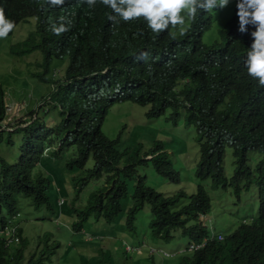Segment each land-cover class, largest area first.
<instances>
[{"label":"trees","instance_id":"16d2710c","mask_svg":"<svg viewBox=\"0 0 264 264\" xmlns=\"http://www.w3.org/2000/svg\"><path fill=\"white\" fill-rule=\"evenodd\" d=\"M0 12L14 21V27L28 24L31 17L40 19L37 5L28 0H0ZM111 14L102 0L92 6L74 1L73 16L37 21L27 40L12 51L21 56L40 54L36 66L42 73L34 75L52 92L49 103H44L47 107L31 111L29 121L11 125V131L0 130V228L14 214L11 204L18 197L29 199L34 210H44L43 220L59 217L56 198L61 191L75 195L73 203L88 193L80 206L73 205L75 232L89 220L115 226L126 206L129 180L133 190L128 229L136 228L145 208L150 213L145 230L152 240L144 251L158 247L157 242L169 243L170 233L184 230L185 224L193 244L208 237L210 230L198 218L211 212L215 200L231 204L230 215L239 218L236 229L221 242L212 240L198 251H185L177 262L264 264V86L243 66L255 27L245 25L240 32L236 7L231 6L222 11L198 9L191 20L185 17L184 25L159 33L152 32L142 17L125 22L110 20ZM61 59L68 61L65 71L46 78L51 62ZM3 101L0 84V123L5 117ZM121 103L149 107L148 119L167 116L174 126L192 127L199 156L192 170L199 182L195 192L169 197L135 176L139 166L150 165L175 184L181 177L176 155L161 142L144 152L141 145L130 149L121 135L104 133L109 109ZM18 137L23 149L12 159ZM228 152L230 174L223 168ZM21 235L19 230L20 243L11 249L0 238V264H45L51 235L37 236L33 249ZM117 241L121 242L107 234L106 245L84 241L85 250L94 253L93 260L105 255L106 264H160L150 255L147 262L135 254L134 260L122 259L114 250Z\"/></svg>","mask_w":264,"mask_h":264},{"label":"rangeland","instance_id":"374dc122","mask_svg":"<svg viewBox=\"0 0 264 264\" xmlns=\"http://www.w3.org/2000/svg\"><path fill=\"white\" fill-rule=\"evenodd\" d=\"M30 32L26 26L17 25L11 35L7 34L5 37L0 38V84L2 85L7 105L12 107V113L9 114V117H13L11 123L16 124L21 121H29V113L36 111L39 106L47 107L44 103H49L47 101L49 97L47 96L52 92V88L48 84L40 83L34 75L42 73V69L36 66V64L41 63L40 54L31 53L28 56L22 57L12 52L17 51L18 40H27ZM67 64V59L53 60L45 76L51 79L52 73L55 77L58 74H62ZM148 110L149 107L132 103L117 104L109 109L103 131L109 137H115L116 134L121 135L123 143L127 142L130 149L141 145L144 152L152 149L154 142H161L165 149H169L167 150L169 154L173 153L176 155L178 166L180 167L181 182L179 184H173L172 180L157 175L150 165L139 166L137 169L138 174L145 176L146 185L156 192L173 194L181 189H186L188 194H191L194 191H191L194 187L191 182L194 162L190 169H186L182 159L185 158L187 161H192V157L194 160L197 159V143L194 141V130L192 127L181 128L182 125L174 126L172 121L168 120L167 116H161L158 119H148L146 116ZM41 113V109H39V117H41ZM40 119H43V117ZM23 144L24 142L20 137L15 139V145L11 148L12 152L9 157L12 159L15 158L20 149H23ZM225 168L227 174L232 172V158L229 152L225 157ZM127 185L129 187L128 199L123 201V205L130 204V194L133 190L132 181L128 180ZM64 193L66 195L68 194L65 191ZM64 193L62 191L60 192V195L65 198L66 203L60 208V216L58 217L56 214V217L59 218L58 224L53 221L50 222L48 219L41 220L46 215V212L44 210H34L31 201L22 197L17 199L16 204L20 209L18 223L25 229V233L31 235H35L49 227L52 243L49 245L47 251L49 260L45 264H98L97 260H100L101 264H106L105 255L100 253L99 256H95L97 259L93 260L92 255L94 253L85 250V243L82 236L71 235L67 230L66 227L70 226L75 218V211L71 201L74 197L73 195L66 196ZM87 194L82 193L80 197L78 196L75 204L76 207L84 202L83 197H86ZM53 199L54 196L51 191V200L53 201ZM228 206H230V203L218 205L217 201L213 200L210 216L203 218L202 223L210 219V222H207V228L209 230L212 228L215 233L221 232L227 234L233 224H231L229 214L222 212L221 207L229 209ZM148 216V209L145 208L135 224L147 225ZM84 230L92 236L100 233L111 234L114 229H110V226L105 222L89 220L85 222ZM139 230L140 232L135 237H130L127 241L136 243L144 236L146 241L149 242L151 237L148 231L144 230V228ZM157 243L166 251L175 252L184 247L188 243V240L181 235L180 231H174L172 237L169 239V243ZM125 248L128 250L131 249L128 245ZM122 249L121 242L117 241L114 250L121 254L122 259L134 260L135 256L126 258ZM178 259L179 256L177 255L172 259L166 260L165 264L170 262L177 263ZM113 264L121 263L115 261Z\"/></svg>","mask_w":264,"mask_h":264},{"label":"clouds","instance_id":"9594fccd","mask_svg":"<svg viewBox=\"0 0 264 264\" xmlns=\"http://www.w3.org/2000/svg\"><path fill=\"white\" fill-rule=\"evenodd\" d=\"M74 1L77 0H28V4L31 3L37 5L39 9L40 19L37 16L31 17L29 19L26 18L27 19L26 22L28 24H23L24 22H20L18 25L26 26L27 29L32 32L35 29V25L37 24V21H39L40 23L41 20L42 23H46L49 20V18H51L54 21L67 19L68 17L73 16L74 14ZM84 2L87 5L92 6L96 2V0H84ZM102 3L105 5V9L112 13L108 17L110 20H116L117 18H119L120 20L127 22L142 17L146 22L148 28L154 33H159L165 29H168L170 26L184 25L185 17H187L188 20H191L193 16L196 14L198 9L207 12L211 10L222 11L224 9H227L228 6H231L232 8L236 7V15L238 17V23H239L238 30L240 32H244L245 25H253L255 27V30L251 32L253 42L251 44L249 43L246 45L245 53L243 56L244 58L243 66L246 70V73L249 76L256 79L257 83L260 86H264V0H236V4L234 0H102ZM61 8H63V10H60ZM13 27H14V21L6 18L3 15V13L0 12V38L5 37L8 34V32L11 31L12 29L14 30L16 26L14 28ZM12 32L8 35H11ZM22 42L24 41L19 39L17 45L20 46ZM32 53L39 54L37 52H32ZM3 102L5 109V117L0 123V130L5 129L7 131H11L12 129L10 126L16 124V123H11L13 117H9V114L12 113V107L7 105L5 98ZM198 157L199 156L197 150L196 160H194L193 157H192V161H187V159L183 158V162L185 164L186 169H190L193 162L195 167V163L197 162ZM150 158H151L150 156L146 157V159H150ZM250 164L252 166V167L250 166L251 169H254L253 165L255 164L251 162ZM194 167L192 168V170H194ZM223 168H225L224 163H223ZM156 174L158 175V173ZM135 176H139L143 180L146 179L145 176H140L138 173H136ZM180 181H181V177L179 178L178 183L176 184H179ZM191 182L194 185L191 191L194 190L193 192H195L197 189V184L199 182L194 178V176L192 177ZM180 192L186 196H189L193 193L192 192L191 194H188L186 189H181L180 191L174 192L173 194H165V195L170 197V196H175L177 193L179 194ZM67 193L68 196L72 195L69 192ZM73 197H74L73 199H75V195H73ZM17 199L13 202V204H11V206L15 209L14 214L12 215L11 219L7 221V223L2 227L3 229L0 228V238L4 241L5 247H8L9 249L15 248L20 243L19 230H21L22 231L21 237L28 238L30 242L29 246L33 249L35 243L34 239L37 236L43 234L44 232H48L51 235V232L49 231V227H48L46 230H41V232L37 233L39 235L37 234L31 235L25 233V229H23L22 225L18 223V218L20 217V211H19L20 209L16 205ZM73 199L71 200L72 204L76 206L75 205L76 200L73 203ZM65 203H66L65 198L60 195V192H57V198H56L57 209L60 211V208L63 207ZM130 207H131V201L130 204H126L122 215L116 219L117 223L115 224V226L111 225L110 228L114 229L113 233L111 234L114 235L116 239L121 240V245L123 247V252L126 258L131 257V254H135L137 256H140L141 260L147 262L148 260L146 258V255L147 256L150 255L152 257V260L157 261L160 264L165 263L166 260L172 259L177 255L179 256L180 259L185 251H189L193 249L198 251L204 248V246L209 241L212 240H216L217 242L223 241L225 235H228V233L236 229L239 221L238 217L230 215V213H232V209L230 208L231 204H230V206H228L229 209H225L221 207L222 212H227L229 214L231 218V224H233L229 228L227 234L221 232L215 233L214 230L210 228V234L208 237L203 239L198 244H193L191 240H188L190 239L187 232L188 225L185 224L184 225L185 232L184 230L181 229L175 230V231H180L181 235L188 240V243L181 249H178L175 252H168L165 249L161 248L160 246L158 247L149 246L148 249L144 251L145 247L149 245V243H147L144 236L136 243L127 241L128 238L136 236L135 233H131V231L139 230L143 228L144 230L148 229L147 227L148 223L145 227H141L140 225L135 224L136 228H134L133 230L128 229L129 225L127 224V213H128L127 210ZM149 216H148V220H149ZM206 216H210V213L207 215L199 216L198 222L202 226L207 227V222H210V219L205 220L202 223L203 218H205ZM41 220L43 219L41 218ZM48 221L50 222L53 221L56 224H58L59 218L53 217L51 220ZM66 228L71 235H81L83 241L85 242L97 240L100 242L103 241L104 245H106L105 238H107V234L100 233L90 236L89 233L85 232L84 228L83 230H80V232H75L74 230H72L71 225L67 226ZM147 231L149 233V236L151 237L149 241H151L152 235L149 232V230ZM173 232H171L170 235L173 234ZM127 245L131 249L129 250L126 249L125 247ZM177 263L180 264V262Z\"/></svg>","mask_w":264,"mask_h":264}]
</instances>
